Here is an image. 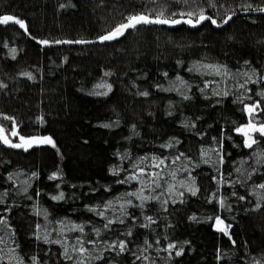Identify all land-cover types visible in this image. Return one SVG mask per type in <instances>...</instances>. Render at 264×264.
<instances>
[{
	"label": "rangeland",
	"instance_id": "1",
	"mask_svg": "<svg viewBox=\"0 0 264 264\" xmlns=\"http://www.w3.org/2000/svg\"><path fill=\"white\" fill-rule=\"evenodd\" d=\"M135 1L133 7L119 12L114 7L102 9L111 10L105 13L99 8L102 16L106 15L105 20L85 35L77 33L83 22L81 30L86 28L88 7L82 0H65L63 5L59 3V8H49L51 18L61 20V28L55 32L44 28V24L39 25L40 31L36 30L40 13L32 15L17 4L0 2V16L19 18L26 26L21 29L13 22L0 25V71L14 70L17 77L30 84L40 86L45 79L54 81L56 73L66 72L73 62L83 68L94 67L92 58L73 56V60L68 50H79L85 44L118 45L126 38H135L143 50L151 43L157 44L155 38L158 42L155 47L165 52L164 57L152 58L149 55L153 52L148 51L146 55L154 65H168L139 78L143 80L141 86L145 83L151 86L150 91L138 83L135 86V99L142 100V104L150 101L154 106L159 105L161 121L166 125L162 123L158 127L168 128L165 137L153 140L152 144L144 141L145 131L140 123L127 122L122 116H110L104 111L103 99L117 92L111 78L104 75L105 71L101 70L82 91L72 88L78 94L74 97L77 103L87 102L86 105L82 102V106L86 109L83 115L88 119L84 121L86 128L83 124L85 130H81L86 143L81 147L72 144L76 150L74 155L76 152L81 156L94 154L100 151V146L106 150L107 144L101 141L103 135L108 138L111 133L118 137L101 173L80 177L76 171H70L75 160L60 161L49 156L45 161L50 163L44 168L38 165L39 170L23 169L19 165L22 163L11 156L45 158L40 152L53 144L59 149L58 154L61 153L52 126L39 114L29 124L24 122V127L13 115L8 122L0 123V221H3L0 223V264H77L84 257L73 249L81 244L89 250L85 264H264V230H259L250 219L252 211L264 207V189L259 187L264 184V136L245 127L250 119L257 127L264 124V96L261 95L264 93V49L253 53L225 40L224 52L217 55L212 48L200 50L199 44L203 35L210 42L209 35L221 31L220 24L231 15L264 26V0H182L179 4L173 0H154L148 8L153 14L142 9L140 0ZM227 4L234 7L225 11ZM201 13L211 19L201 20ZM138 15L168 23H140L123 30L114 39L98 41L126 24L129 17ZM213 19L216 23H212ZM68 22L72 23L70 28ZM68 29L73 32L65 31ZM142 31L154 38L138 36ZM178 43L182 46L178 47ZM184 47H192L194 51H184ZM176 48L179 52L172 50ZM23 49L25 56L36 62L24 64ZM254 103H259L260 108L250 117L246 105ZM3 112L0 106V117ZM93 117L97 120L92 122ZM238 128H244L256 140L251 148L245 145L248 137L238 132ZM76 131L73 139L78 142V133L82 132ZM15 132L23 138L37 137L38 140L25 147L15 138ZM45 138H50L52 143L45 142ZM5 139L10 144L23 146L10 147L4 143ZM189 142L196 145L195 151L188 149ZM65 154L70 155L72 151ZM161 159L165 163L156 167ZM142 171L146 175H141ZM156 173L162 177L157 181L160 188L152 182ZM205 184L207 187L203 188ZM141 191L144 196H159V199L143 201V207H138L141 200L128 193ZM61 193V199H54ZM147 217H152L154 222H149ZM16 218L23 220L26 228L16 225ZM108 219L114 223L105 228ZM189 226L191 229L187 232L191 234L185 235L183 231ZM244 229L252 245L247 252L240 242ZM92 240L96 241L95 247L88 243ZM120 240L127 242L129 250L118 255L107 246ZM200 244L208 247L212 255H203L205 246ZM65 250L72 259L65 256ZM177 251L181 254L176 255ZM97 256L102 258L96 259ZM136 256L147 259L137 260Z\"/></svg>",
	"mask_w": 264,
	"mask_h": 264
},
{
	"label": "trees",
	"instance_id": "2",
	"mask_svg": "<svg viewBox=\"0 0 264 264\" xmlns=\"http://www.w3.org/2000/svg\"><path fill=\"white\" fill-rule=\"evenodd\" d=\"M1 1H5L8 2V4L11 3L13 5L17 4L16 6H20V8L25 9L31 14L40 13V17L36 19V22H39L36 28V30L38 31H40V24H44V28L48 27L53 32L57 31V28H61V20L51 18V10H49V8L51 7L50 9H57L60 7L59 3L63 5L65 0H0V2ZM153 1L154 0H140V2L143 3L141 4L142 9L145 12L147 11L148 13L150 12L151 14H153V11L148 10V8H151L152 5L149 2ZM173 1H176L179 4L182 0ZM48 2H50L49 6ZM82 2L86 6V8L88 7V10H86L87 15L84 26L86 28L84 30H81L82 25L84 23L83 22L81 24V31L79 30L77 32L78 35H85L89 33L91 29H97L95 28V26L97 27V24L100 21L105 20L104 18H106V15L102 16V12L104 11L105 13L111 11L109 9L102 11V9L114 7L117 9V12H119L122 11L119 9L130 8L131 6L133 7L136 1L82 0ZM103 3L104 5L100 6V4ZM232 7L234 6L227 4V6L224 5L223 9H225V11L231 10ZM99 8L102 12L99 11ZM229 17L231 18L229 19ZM225 21L227 22L225 23ZM225 21L220 24V27H222L221 31H216L215 33H211L210 35V32H207L210 37V42H208L204 35L201 37L203 39H200L199 41L200 50L206 51L212 48L217 55H220L222 52H224L223 49L225 47V45H222V42L224 44L225 40H231L234 43L242 45L245 49L250 52L261 53V51L264 49V26H261L260 24L255 25L247 23L233 15L228 16ZM109 22L110 21H108V23ZM126 23H128L127 20ZM67 24L69 28L70 25H72L71 22H68ZM65 31L73 32L69 29ZM147 34L148 33H145V31H142L139 33L138 36L143 37L145 39L154 38L153 36ZM154 40L157 44L152 45L151 43V46L146 45V50H143L141 46H138L135 38H126L121 41V43L118 45L110 44L108 46L96 47L90 46V44H85L86 47L82 46V48H80L79 50H68L70 51L69 54L70 56H72V59L73 56H79V58L83 59L92 58L94 67L92 66V69L89 67L83 68L82 66H78L76 62H73L71 66L67 68L66 72H62L59 70L58 73H56L54 81H49L45 79V81L43 82L44 84H41L40 86L30 84L27 80L17 77L16 71L9 70V68H5L4 70L0 71V85L4 86V88L3 86L0 87V106L3 108L4 111V114L0 117V123L3 124V122H8L9 119H5V117L10 118V116L13 115L16 117V119H19L20 123L22 122V126L24 127V122H26V124H29L35 119L37 114H39L42 116L45 123L48 122L49 124H51V131L54 133L53 135L56 136L55 139L58 146H61V153L58 154L59 149L57 147L54 148L53 146L46 145V147H44L43 150L40 152L43 153V156L45 158L42 157L41 159H35L39 160L37 161V163H35V160L33 158H23V156L10 155L11 158L17 159V161L21 162L22 164H19L22 166L21 168H27L29 170L34 168L39 170L40 165L44 168L45 164L47 165L48 163H50L48 161H45V159H48L46 158V156H49L52 159L59 158L60 161H64L65 159L70 158L75 160H72L74 165H72L73 170L70 168V171H76V173H78L80 177L84 176L86 178L89 176L88 173L92 172H97V174L101 173L102 168L104 167L106 162L111 158V156L109 155L111 153L110 149L113 148L112 144H115L114 142H117L118 137L112 135L111 133L108 134V138L103 135L101 141H104V144H107V149L105 150L103 147L100 146V151L96 150V153L94 154L91 153L89 155L81 156L79 155V152H76L78 154H76L75 156L74 152L76 150L72 147V144H79L80 147L85 145L86 142L83 140L85 138V133L81 130H85L84 128H86V125L84 124V121L88 120L83 115V112L86 109L82 106V102L83 105H86L87 102L85 100H80L82 102L77 103L74 97L78 96V94L75 91L72 92V88L77 87V89H81L82 91V88H85V85L89 81L96 78V76L101 72V70L105 71L104 75L111 78L114 87L117 88V92L115 93V95L108 99H103L102 103L104 111H108L107 113H110V116L112 114H115L120 117L122 116L123 120L125 119L124 121L131 123H140L142 125L141 127H144L145 134H143L144 137L143 135L142 137L144 138V141L146 143L152 144L153 140L157 141L159 139H163L168 131V128L167 126L164 127V125L166 124L162 122L163 119L161 118L160 106H154L150 104V101H144L146 104H142V100H140V98V102L135 99V86L137 83L141 86V82H143V80L139 78H144L146 75L153 74V70L158 71L159 69H165L168 67V65L164 63H161L160 65H154L153 62L148 59L149 56L155 59H161L165 55V52H160V50L155 47V45H158V42L155 38ZM82 43L86 42L83 41ZM183 43L186 44V42ZM181 46L182 44L178 43V47ZM177 49L179 48L172 50L179 52V50ZM190 49L193 48L190 47ZM190 49L184 47V51H188ZM147 51L148 53L153 52V54H148L149 56H147ZM191 51L193 52L194 49ZM173 56H179V54H175ZM21 59L26 62L24 63L26 65L30 64V62L32 61L36 62V59L25 56L24 49L21 53ZM22 76L24 77V74ZM6 85H9V87L7 88ZM141 88H143L144 90H151V86L147 85L146 83L142 84ZM146 92L147 91H145V93ZM79 104L83 108H81ZM96 120L97 119L93 117L92 122ZM162 123L164 125L158 127V125H161ZM77 129L82 132V134L78 133V142L73 139V135L76 134ZM94 130L97 131L96 128ZM21 136L22 135L15 132V138L17 140L20 139L22 142ZM95 136H98V134H96ZM80 139H82V141H80ZM189 143V146L187 145L188 149L195 151L196 145L191 142ZM65 148H67V150H65ZM67 151H72V154H65L67 153ZM51 163L52 166L55 165L54 162ZM4 175L5 174H3V176ZM199 179L202 178H198V180ZM70 181L75 182L72 179H70ZM84 181L89 185H93L89 179H84ZM75 184L77 185V183ZM207 184L203 185L202 187L206 188ZM177 216L178 219H181L180 214H177ZM250 219L254 222L255 226L259 230H264V207L256 211H252L250 213ZM18 222H21L20 225L18 224ZM181 222H183V220H181ZM16 223V225L22 228H26L27 224L23 225V220L17 219ZM190 229L191 227L189 226L186 230L183 231V233L185 235L191 234V232H187ZM246 234L247 232L245 229L243 230V232L240 233V242L245 251L247 252L250 248L249 245L251 244H249L250 240L246 239ZM189 239L191 240V237H189ZM254 240L255 239H253V241ZM200 245L202 247L205 246L204 244ZM200 245L197 246L200 247ZM199 252H203L201 248ZM204 252L205 253L203 255H212V251L206 246Z\"/></svg>",
	"mask_w": 264,
	"mask_h": 264
},
{
	"label": "snow or ice",
	"instance_id": "3",
	"mask_svg": "<svg viewBox=\"0 0 264 264\" xmlns=\"http://www.w3.org/2000/svg\"><path fill=\"white\" fill-rule=\"evenodd\" d=\"M189 15H191V13H189ZM231 17H229L230 19ZM200 19L203 20V19H211L210 17H206L203 15V13H201V16H200ZM9 22H13L15 23L16 25H19V27L21 29H26V26H25V23L20 20L19 18H14L13 16L11 15H3V16H0V25H7L9 24ZM180 21H173V23H179ZM227 21H225L226 23ZM140 23H159V24H163V23H168L167 20H163V19H160V18H156V19H150L149 17L147 16H144V15H138V16H132V17H129L128 18V23L126 24H122L120 26H118L112 33L106 35V36H102L100 37V40L101 41H105V40H110V39H114L116 38L117 34H123V30H126L128 28H133L135 27L137 24H140ZM212 23H216V21L213 19L212 20ZM42 43H45L47 44L48 42L47 41H43ZM59 43V42H58ZM64 43H72L71 41H64ZM75 43H82V41H76ZM3 85H0V87H2ZM144 95H147V93H144ZM262 96H264V93H261ZM257 108H260V104L259 103H254L252 105H246V110L247 112L249 113V116L251 117V115L255 112V110ZM5 119H9V117H5ZM247 129H250L254 132H259L260 136H264V124H261L259 127H257L255 124H253L251 122V119L249 121V124L247 126H245ZM2 131V130H0ZM238 132H240L241 134L245 135L246 137H248V139H246L245 141V145L247 147H252V145L254 143H256V140L255 139H252L251 137L248 136V132L245 131L244 128H238L237 129ZM21 139L23 140L24 138L21 137ZM45 142L51 144L52 141L50 138H45ZM4 143L6 144H9L10 147H14V148H19V147H22L23 145L21 144H10L9 141L7 139L4 140ZM31 146V144H29V147ZM53 146H55L53 144ZM27 150V149H25ZM165 163V161L163 159H161L159 161V164L155 165L156 167H159L160 165H163ZM141 175H146L143 171L141 172ZM174 175V173H173ZM133 179H136V177H132ZM161 174L160 173H156L153 177H152V182L155 184V187L156 188H160L161 187V184L158 183L157 181L159 179H161ZM124 181H121V183H123ZM259 187L261 189H264V184H260ZM194 194V193H193ZM129 196H136L139 200H141V204L140 205H137L138 207H143V201H147V200H150V199H159V196H156V197H151V196H144L142 194V191L139 192V193H136V192H133V193H128ZM63 196V194L61 193L60 196H57V197H54V199H61ZM241 199H244V197H241ZM167 201H164V203H166ZM129 204H131V201H128ZM123 207V206H122ZM100 215H103V213H100ZM147 219L149 220V222H154L152 220V217H147ZM121 223H123V221H120ZM217 222L218 223H222V221H219V219L217 218ZM0 223H3V221H0ZM112 223H114L113 220L111 219H108L107 220V223L105 224V228H108L109 225H111ZM80 231H83V229L81 228ZM220 231H225L224 229H220ZM129 236L131 235V232H128L127 233ZM225 234H227V232L225 231ZM97 235H99V230H97ZM89 244H91L93 247H95L96 245V241L95 240H92V241H89L88 242ZM148 242L145 241V244H147ZM108 249L110 250H114V251H117V254H122L126 251H128V246H127V242L124 241V240H120L118 242H112L110 243L108 246ZM150 247V245H149ZM170 248H173L175 247V245H169ZM74 251H76L80 257H84V259H81L77 262V264H85V259H87V257H85V254L89 251L87 248L83 247V245L81 244V246L78 248V249H73ZM181 252L180 251H177L176 252V255H180ZM65 256L68 258V259H72L71 256L68 255V252L67 250H65ZM102 257L101 256H97L96 259H101ZM136 259L137 260H140V259H147V257H141V256H136ZM33 260H35V258H33Z\"/></svg>",
	"mask_w": 264,
	"mask_h": 264
},
{
	"label": "water",
	"instance_id": "4",
	"mask_svg": "<svg viewBox=\"0 0 264 264\" xmlns=\"http://www.w3.org/2000/svg\"><path fill=\"white\" fill-rule=\"evenodd\" d=\"M110 34V33H109ZM106 35H108V34H105V35H103V36H106ZM102 37V36H101ZM98 41L99 42H102L101 40H100V38L98 39ZM106 41V40H105ZM38 140V138L37 137H28V138H24L23 140H22V142H23V144H24V146L25 147H27L29 144H31V143H33V142H35V141H37Z\"/></svg>",
	"mask_w": 264,
	"mask_h": 264
}]
</instances>
